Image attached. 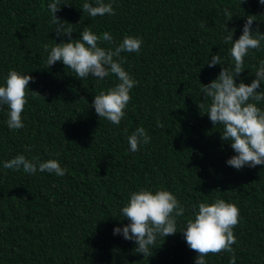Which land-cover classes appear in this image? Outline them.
<instances>
[{
	"label": "trees",
	"instance_id": "obj_1",
	"mask_svg": "<svg viewBox=\"0 0 264 264\" xmlns=\"http://www.w3.org/2000/svg\"><path fill=\"white\" fill-rule=\"evenodd\" d=\"M51 2L0 0V86L12 70L34 77L23 128L9 129V109L0 105V264H195L197 254L182 229L200 202L217 198L239 208L235 264H264V165L237 170L226 163L235 153L221 140L223 127L213 126L204 113L211 100L201 92L222 67H234L232 45L224 43L228 29H235L233 40L238 39L247 16L255 15L253 30L259 25L264 33V5L259 0H103L115 15L91 18L82 11L85 0H62L69 4L56 15L73 29L71 39L88 28L113 36L114 44L99 43L106 49L125 36L142 40L139 53L114 58L137 81L125 116L115 125L92 106L95 95L119 83L115 75L81 80L62 61L47 67L50 48L70 39L56 35ZM225 9L233 14L228 21ZM215 54L221 65L210 68L207 61ZM261 60L264 41L260 50L249 51L236 82L250 84ZM257 106L264 110V101ZM138 127L150 142L132 152L128 136ZM17 155L37 164L56 159L66 174L5 169L4 162ZM141 189L170 191L185 208L178 231L164 241L158 237L150 257L135 252L134 241L113 234L129 223L121 209ZM232 256L221 252L206 260L230 264Z\"/></svg>",
	"mask_w": 264,
	"mask_h": 264
},
{
	"label": "clouds",
	"instance_id": "obj_2",
	"mask_svg": "<svg viewBox=\"0 0 264 264\" xmlns=\"http://www.w3.org/2000/svg\"><path fill=\"white\" fill-rule=\"evenodd\" d=\"M259 3L264 5V0H259ZM62 4L69 3L52 0L48 4V10L52 14L51 23L55 25L56 35H67L70 39L56 43L50 48L47 67L62 61L66 69H70L81 80L88 78L90 74L99 80L110 74L115 75L119 83L107 92L101 91L95 95L92 106L99 118L119 125L131 100L130 90L136 86L137 81L122 67L121 62L114 58L120 57L122 52L139 53L142 40L125 36L115 48L106 49L99 46V43L114 44L113 36L107 31L97 35L88 28L83 29L79 39H71L73 29L65 27L64 20L56 15ZM82 11L91 18L115 15L112 4L104 3L103 0H96L95 6L85 0ZM225 16L228 21L233 14L225 9ZM254 20H257L255 15L247 16L242 34L235 40V29L227 28L228 34L224 37V43L232 45L230 56L234 67L231 71L222 67L217 78L203 84L201 89L204 98L211 100L204 113L208 114L213 126L219 124L223 127L221 140L230 142L235 153L226 163L237 170L244 166L264 165V110L257 106L259 102L264 101V91H261V84L264 82V60L260 61V66L255 71V79L250 84L243 81L237 83L235 80L245 69V57L249 51L260 50L261 42L264 41V33L259 31V25L253 30ZM44 49L48 51L49 46L44 45ZM207 63L210 68L221 65V58L215 54ZM33 80L34 77L29 74L12 70L9 71L5 84L0 86V105H7L9 109L6 123L11 130L24 127L22 113L28 99L29 83ZM199 107L201 109L203 105L199 104ZM158 126L162 127L159 123ZM149 142L150 137L143 127L136 128L128 136L132 152L138 151L142 144ZM3 167L22 169L27 174H35L38 170L54 173L58 177L66 174V169L61 167L56 159L37 164L26 159L24 155H17L5 161ZM121 213L129 223L123 228L115 227L113 234H122L125 240L134 241V251L150 257L156 248L158 237L164 241V238L178 231L177 218L185 215V208L170 191L153 192L141 189L130 194V199L122 207ZM239 217V208L223 199L217 198L210 204L199 203L198 211L194 213L193 218L187 219L186 227L182 229L188 247L197 254L195 264H207L206 257L209 254L221 252L233 253L230 264H235L232 245L236 243V237L233 229L239 224Z\"/></svg>",
	"mask_w": 264,
	"mask_h": 264
}]
</instances>
